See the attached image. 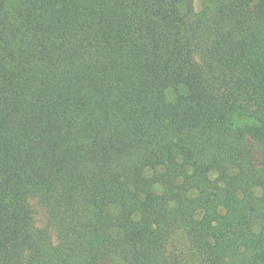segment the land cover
Segmentation results:
<instances>
[{"label": "trees", "instance_id": "1", "mask_svg": "<svg viewBox=\"0 0 264 264\" xmlns=\"http://www.w3.org/2000/svg\"><path fill=\"white\" fill-rule=\"evenodd\" d=\"M181 229L264 264V0H0V264H181Z\"/></svg>", "mask_w": 264, "mask_h": 264}, {"label": "rangeland", "instance_id": "2", "mask_svg": "<svg viewBox=\"0 0 264 264\" xmlns=\"http://www.w3.org/2000/svg\"><path fill=\"white\" fill-rule=\"evenodd\" d=\"M195 7L197 10L201 8V0H195ZM167 95L169 100H174L175 95L173 90H168ZM242 121H248L247 118H243ZM31 205L35 213V223L36 227L41 229H48L53 241H57L56 230L49 226L48 215L44 206H42L36 199L31 200ZM169 252L181 261V264H194L191 244L188 236L184 230H177L169 239L168 245ZM105 264H118L112 258H108Z\"/></svg>", "mask_w": 264, "mask_h": 264}]
</instances>
